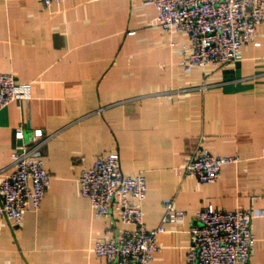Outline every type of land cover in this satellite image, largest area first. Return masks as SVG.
I'll list each match as a JSON object with an SVG mask.
<instances>
[{
  "label": "crops",
  "instance_id": "obj_1",
  "mask_svg": "<svg viewBox=\"0 0 264 264\" xmlns=\"http://www.w3.org/2000/svg\"><path fill=\"white\" fill-rule=\"evenodd\" d=\"M145 1L66 0L46 10L41 0H0V73L31 84L29 102L0 109V180L17 127L55 134L40 151L51 180L39 210L18 226L0 216V264H105L94 244L132 226L115 213L95 217L78 178L114 152L122 173L145 178L147 228L160 225L165 199L185 212L163 224L151 264H187L190 227L209 205L252 216L250 262L264 264V24L238 62L185 72L188 37L160 29ZM203 83V92H180ZM200 147L239 162L201 183L180 172Z\"/></svg>",
  "mask_w": 264,
  "mask_h": 264
},
{
  "label": "built area",
  "instance_id": "obj_2",
  "mask_svg": "<svg viewBox=\"0 0 264 264\" xmlns=\"http://www.w3.org/2000/svg\"><path fill=\"white\" fill-rule=\"evenodd\" d=\"M65 1L41 0L46 10ZM145 5L155 8L160 29L188 37L181 50L180 65L185 72L238 62L242 46L264 24V0H146ZM209 87L203 83L180 92H203ZM30 100L31 84L17 82L11 73H0V109L14 101ZM54 135L41 129L25 134L20 126L15 130L14 138L21 144L10 153V171L0 180V216L16 226L28 210L37 212L40 208L51 180L40 151ZM238 162L237 156H214L200 147L180 172L201 183H213L223 166ZM78 183L79 194L89 199L95 217L115 213L120 222L132 226L94 244L93 253L105 264H151L158 250L157 237L165 231L163 224H177L185 216L172 199H165L160 225L147 228L143 214L145 178L122 173L117 152L95 156L82 168ZM251 219L242 209L223 211L211 205L201 209L189 230L187 264H251L256 241Z\"/></svg>",
  "mask_w": 264,
  "mask_h": 264
},
{
  "label": "water",
  "instance_id": "obj_3",
  "mask_svg": "<svg viewBox=\"0 0 264 264\" xmlns=\"http://www.w3.org/2000/svg\"><path fill=\"white\" fill-rule=\"evenodd\" d=\"M21 144V142L20 141H18V145H20Z\"/></svg>",
  "mask_w": 264,
  "mask_h": 264
}]
</instances>
